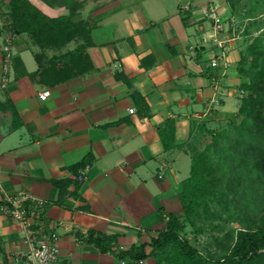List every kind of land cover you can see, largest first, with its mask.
I'll use <instances>...</instances> for the list:
<instances>
[{"label": "crops", "instance_id": "1", "mask_svg": "<svg viewBox=\"0 0 264 264\" xmlns=\"http://www.w3.org/2000/svg\"><path fill=\"white\" fill-rule=\"evenodd\" d=\"M78 1L90 29L91 72L41 82L37 55L46 64L87 42L42 48L22 35L2 89L0 54V204L18 195L47 201L43 220L59 236L60 264H157L152 242L170 214H183L193 155L241 119L240 87L249 82L241 55L250 37L231 32L226 0ZM30 2L50 18L67 14ZM211 5L227 20L225 58L203 15ZM170 120L176 148L167 152L160 131ZM25 236L21 223L0 212V264L26 250ZM97 237L109 242L99 246Z\"/></svg>", "mask_w": 264, "mask_h": 264}, {"label": "trees", "instance_id": "2", "mask_svg": "<svg viewBox=\"0 0 264 264\" xmlns=\"http://www.w3.org/2000/svg\"><path fill=\"white\" fill-rule=\"evenodd\" d=\"M2 1L10 10L12 28L18 37L28 35L42 48H61L78 39L87 42L85 46L54 57L46 64L42 63L43 56L37 55L39 70L35 77L41 82L63 84L93 70V63L87 53V47L92 44L88 24L85 21L73 22V18L79 16L83 8L82 3L78 0H40L50 7H59L67 12L66 15L50 18L30 0ZM250 58L251 70L247 72ZM240 69L249 78V82L240 87L245 95L238 114L243 118L238 133L248 137L243 161L248 160L252 168L264 176V53L257 43L249 45L246 53L241 55ZM160 135L167 152L176 148L174 121H168ZM224 137L222 133L213 136L210 146L193 155L191 177L185 181L180 195L183 214H170L167 230L152 242V257L157 264H264V223L255 230L237 231L226 254L218 259L208 258L183 237L188 226H195L199 211L213 201L215 193L222 187V179L218 177L222 169L214 164L213 148ZM95 241L99 246H105L109 239L97 237ZM138 258L144 259L145 255ZM2 264H10L9 259L5 257Z\"/></svg>", "mask_w": 264, "mask_h": 264}, {"label": "rangeland", "instance_id": "3", "mask_svg": "<svg viewBox=\"0 0 264 264\" xmlns=\"http://www.w3.org/2000/svg\"><path fill=\"white\" fill-rule=\"evenodd\" d=\"M226 1L231 10L228 19L231 32L236 36H249L251 44L257 43L264 53V0ZM251 61L252 58L247 72L251 70ZM242 119L229 124L222 132L225 137L214 145L213 161L222 169L218 174L222 187L213 201L199 211L195 226H188L183 236L212 259L226 254L237 231L255 230L264 223V176L253 169L248 160L243 161L248 137L238 133Z\"/></svg>", "mask_w": 264, "mask_h": 264}, {"label": "built area", "instance_id": "4", "mask_svg": "<svg viewBox=\"0 0 264 264\" xmlns=\"http://www.w3.org/2000/svg\"><path fill=\"white\" fill-rule=\"evenodd\" d=\"M204 18L212 23L213 37L211 43L219 49L223 50L222 58L230 51L228 47L229 40L225 36V25L227 20L219 12L216 5H211L203 13ZM0 28L2 36L0 38V54L2 56V82L1 88L7 89L11 83L10 72L14 60V45L18 38L12 28L10 19V10L5 3L0 0ZM218 58L211 60V67H218ZM240 96L245 95L244 91H240ZM50 92H45L40 99L45 101ZM130 114H135V110L131 109ZM88 168L82 170L77 180L83 183L86 180ZM48 202L44 199L29 195L6 196L0 204V212L13 221L21 223L26 230L24 238V246L26 250L19 253L12 264H60L61 251L59 247V236L54 231L53 226H49L43 220L45 209ZM37 221L38 224H37ZM124 264V262H123ZM140 264H143L141 261Z\"/></svg>", "mask_w": 264, "mask_h": 264}, {"label": "water", "instance_id": "5", "mask_svg": "<svg viewBox=\"0 0 264 264\" xmlns=\"http://www.w3.org/2000/svg\"><path fill=\"white\" fill-rule=\"evenodd\" d=\"M82 19H83V17L81 15H79V16H76V17L73 18V22L74 23H79L80 21H82Z\"/></svg>", "mask_w": 264, "mask_h": 264}]
</instances>
